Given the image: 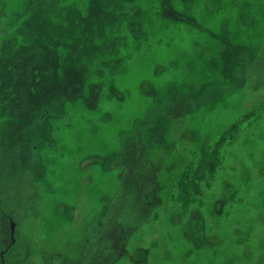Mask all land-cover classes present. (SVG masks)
I'll list each match as a JSON object with an SVG mask.
<instances>
[{"label":"rangeland","instance_id":"rangeland-1","mask_svg":"<svg viewBox=\"0 0 264 264\" xmlns=\"http://www.w3.org/2000/svg\"><path fill=\"white\" fill-rule=\"evenodd\" d=\"M0 264H264V0H0Z\"/></svg>","mask_w":264,"mask_h":264},{"label":"trees","instance_id":"trees-1","mask_svg":"<svg viewBox=\"0 0 264 264\" xmlns=\"http://www.w3.org/2000/svg\"><path fill=\"white\" fill-rule=\"evenodd\" d=\"M187 175L188 174H186V176ZM183 187H185L184 188L185 191H190V189L195 191V188L197 187V185L195 183V178H193V176H192V178L190 180H188V181H186L184 183V186Z\"/></svg>","mask_w":264,"mask_h":264},{"label":"water","instance_id":"water-1","mask_svg":"<svg viewBox=\"0 0 264 264\" xmlns=\"http://www.w3.org/2000/svg\"><path fill=\"white\" fill-rule=\"evenodd\" d=\"M10 229H11V231L14 229V228H13V225L10 226ZM11 241L14 242L13 235H11Z\"/></svg>","mask_w":264,"mask_h":264},{"label":"flooded vegetation","instance_id":"flooded-vegetation-1","mask_svg":"<svg viewBox=\"0 0 264 264\" xmlns=\"http://www.w3.org/2000/svg\"><path fill=\"white\" fill-rule=\"evenodd\" d=\"M2 255V254H1Z\"/></svg>","mask_w":264,"mask_h":264}]
</instances>
